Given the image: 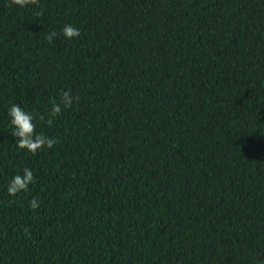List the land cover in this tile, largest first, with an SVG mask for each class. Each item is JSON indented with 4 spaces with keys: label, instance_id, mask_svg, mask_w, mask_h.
I'll list each match as a JSON object with an SVG mask.
<instances>
[{
    "label": "trees",
    "instance_id": "trees-1",
    "mask_svg": "<svg viewBox=\"0 0 264 264\" xmlns=\"http://www.w3.org/2000/svg\"><path fill=\"white\" fill-rule=\"evenodd\" d=\"M0 264H264V0H0Z\"/></svg>",
    "mask_w": 264,
    "mask_h": 264
},
{
    "label": "clouds",
    "instance_id": "clouds-1",
    "mask_svg": "<svg viewBox=\"0 0 264 264\" xmlns=\"http://www.w3.org/2000/svg\"><path fill=\"white\" fill-rule=\"evenodd\" d=\"M12 4L18 5L20 7H25L27 5H39V0H11ZM39 14V13H37ZM61 32L63 36L72 40L80 36V31L78 28L71 24H65ZM57 34L55 32L49 33L47 39L49 41ZM78 97H74L70 91H63L60 94V102L52 103L50 111L46 114L49 117H58L62 114L63 108H68L72 106L74 102L78 101ZM7 116L10 118V123L13 127V132L11 135L15 138V142L19 149L27 150L32 154H36L38 151L48 148L51 149L57 145L60 141L57 138L49 137L43 133H37V124L34 122L36 120V115L30 113L21 108L19 104H12L7 110ZM40 120H45V115H40L38 117ZM50 123L51 120L49 119ZM36 182L34 173L30 168H23L22 172L15 174L7 184V192L10 196L15 197L21 192H27L29 186ZM29 208L35 210L39 207V201L33 197L29 201ZM27 231V229L25 230Z\"/></svg>",
    "mask_w": 264,
    "mask_h": 264
}]
</instances>
